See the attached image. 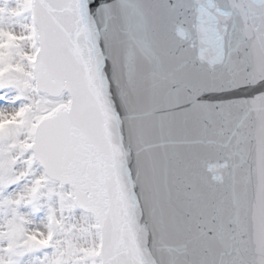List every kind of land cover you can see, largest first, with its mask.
Instances as JSON below:
<instances>
[{
    "label": "snow or ice",
    "instance_id": "6c2138e0",
    "mask_svg": "<svg viewBox=\"0 0 264 264\" xmlns=\"http://www.w3.org/2000/svg\"><path fill=\"white\" fill-rule=\"evenodd\" d=\"M0 264H264V0H0Z\"/></svg>",
    "mask_w": 264,
    "mask_h": 264
}]
</instances>
